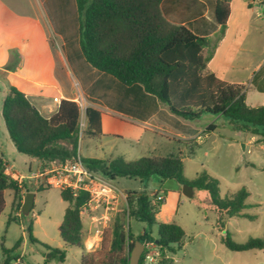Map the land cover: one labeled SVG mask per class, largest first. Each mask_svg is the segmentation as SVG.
I'll list each match as a JSON object with an SVG mask.
<instances>
[{"label": "trees", "instance_id": "1", "mask_svg": "<svg viewBox=\"0 0 264 264\" xmlns=\"http://www.w3.org/2000/svg\"><path fill=\"white\" fill-rule=\"evenodd\" d=\"M162 1L76 0L79 45L85 60L93 68L114 77L124 86L141 85L146 93L155 96L162 105L184 120L193 121L205 114L223 116L235 125L236 130L250 134L257 138L258 144H264V106L247 104L245 86L226 82L208 68L215 44L225 33L232 0H216L215 19L220 29L215 43L211 38L196 35L185 25L168 21L160 9ZM81 111L76 101L63 100L57 112L47 118L15 86L9 87L2 105L5 126L17 151L37 159L42 166L52 161L72 160L79 155ZM103 115L101 109H85L86 136L96 139L103 137ZM216 127L215 124H210L206 132H212ZM175 140L189 145L191 152H195L196 138ZM82 160L90 170L110 180L139 178L143 181L157 176L161 183L173 180L176 183L175 190L178 191H182V186L188 184L195 192L206 191L209 205L219 214L238 218L247 216L243 213L250 206L246 202L250 196L246 187L221 197L219 181L206 172L192 181L184 177V164L180 154L143 157L132 162L122 157L110 160L82 157ZM50 188L36 187L31 180L19 182L12 178L6 173V165L0 159V215L6 206L5 191H13V204L21 210L23 197L27 192ZM60 190L62 199L68 206L59 226V234L65 244L84 251L81 264H130V254L137 240L143 243L146 239L154 240L162 253L183 242L185 231L175 223L159 224L157 237L146 232L133 236L127 219L156 224L157 214L164 201L154 203L155 194L131 190L126 193L125 208L105 228L99 248L87 252L82 235L84 222L81 209L90 196L81 192L73 197L68 189ZM22 217V212L10 216L8 223L20 221ZM33 226L34 222L30 220L25 228L32 242L35 241ZM218 229L223 233L221 243L231 251L264 249V233L260 237H251L238 243L222 222L218 223ZM19 245L18 243L16 247ZM46 247L61 262L65 260V251ZM2 251L3 264H9L15 256L10 255V251L4 246ZM161 258V261L166 259L164 255ZM143 260L144 255L140 264H143Z\"/></svg>", "mask_w": 264, "mask_h": 264}, {"label": "crops", "instance_id": "2", "mask_svg": "<svg viewBox=\"0 0 264 264\" xmlns=\"http://www.w3.org/2000/svg\"><path fill=\"white\" fill-rule=\"evenodd\" d=\"M215 5L216 0H163L160 9L171 23L185 25L196 35L211 38L215 43L220 29L215 19ZM257 34L261 38L259 44ZM262 35L264 0H232L225 33L216 42L208 63V68L220 79L245 86L246 101L250 106H264ZM10 86L21 90L47 118L57 112L63 100H73L84 110L81 111V121L83 117L86 121L87 107L104 112L103 133L108 120L113 119L146 131L169 132L174 140L196 138L197 143L202 140L201 128H193L190 123L200 118L187 121L176 116L155 96L146 93L141 85L124 86L85 60L79 45L76 0H0V159L6 165L8 175L11 170L5 149L11 153L17 150L2 116L3 100ZM56 97L59 102L54 101ZM222 117L216 116L210 124L216 125ZM178 129L196 131L198 136L176 137L174 135H180ZM38 163L40 167V161ZM100 177L113 188L116 196L112 200L114 210L110 225L120 197L126 205L123 191L131 190L119 191L113 185L115 180ZM159 190L162 192L161 188ZM92 204L96 206L95 202ZM104 205L102 201L97 208L86 213L89 242L93 241L99 225L92 218L98 215L97 211L99 216L104 214Z\"/></svg>", "mask_w": 264, "mask_h": 264}, {"label": "rangeland", "instance_id": "3", "mask_svg": "<svg viewBox=\"0 0 264 264\" xmlns=\"http://www.w3.org/2000/svg\"><path fill=\"white\" fill-rule=\"evenodd\" d=\"M262 36L264 39V35ZM260 39V34H257V44L260 43ZM215 118V115L205 114L199 120L190 122L193 128L202 130L200 134L202 140L195 144L197 146L192 153L189 145L176 142L169 132L146 131L113 119L108 120L107 129L104 130L101 139L90 138L85 134L86 121L84 122L83 117L84 125L79 141V152L83 158L110 160L118 156L132 162L143 157L180 154L184 164L183 175L189 181L206 172L219 181L221 197L231 195L242 187H246L250 192L246 201L250 206L243 210L247 216L238 218L221 215L212 209L206 191L199 190L192 198L185 197L182 191L175 190L176 183L173 180H164L161 183L157 176H152L149 180L143 181L139 178H117L113 181V185L119 191L140 190L151 195L161 194L165 198L157 214L156 224L149 225L134 218L127 219L133 236L146 232L157 237L158 226L163 223H175L185 231L183 242L162 253L166 259L159 261L158 264H264V249L231 251L221 243L223 233L218 229V223L222 222L232 234L233 240L238 243L263 235L264 144H258L256 137L236 130L235 125L226 117L216 122L217 127L214 131L206 132V127ZM177 132L180 135H174L176 137L198 136L196 131L191 130L178 129ZM5 150L10 170L17 176L28 175L29 167L31 173L38 171L39 163L36 159L17 150L13 153L8 148ZM127 192L123 191L124 194ZM34 193L36 195L30 216L23 215L20 221L8 223L9 217L21 214V210L13 204V191H5L6 206L0 215V264L4 261L2 246L9 250L12 256L22 252L27 264H81L84 251L65 244L59 234V226L63 222L68 206L62 199L61 190L52 187ZM124 208V200L120 197L119 207L114 216ZM96 214L99 216L100 213L97 211ZM81 216L84 222L82 235L86 251L90 252L99 248L101 242L98 246L96 244L90 248L86 214ZM30 220L34 222V242L29 240L25 231ZM18 243L20 245L16 247ZM46 245L65 251V260L61 262L57 255H52V251Z\"/></svg>", "mask_w": 264, "mask_h": 264}, {"label": "built area", "instance_id": "4", "mask_svg": "<svg viewBox=\"0 0 264 264\" xmlns=\"http://www.w3.org/2000/svg\"><path fill=\"white\" fill-rule=\"evenodd\" d=\"M55 102H59V98H54ZM84 125L81 121V129ZM10 176L19 182L23 180H31L36 187L51 186L59 189H68L73 197L78 196L81 192L89 194V201L82 207L81 214H86L93 208H97L99 204L105 202V212L99 217H93L92 219L98 222V227L95 229L93 241L90 248L99 243L102 240L104 230L108 227L111 221V212L114 210L112 206V200L116 199L114 190L106 182H104L100 175L90 170L83 162L81 155H78L75 159L65 162L52 161L45 166H40L35 173H29L28 175L17 176L13 172ZM163 195L158 194L153 199L154 203L164 201ZM95 202L96 206H93ZM144 260L143 264H158L162 260V250L160 246L152 239H146L144 242ZM9 264H27L24 260L23 253L20 252Z\"/></svg>", "mask_w": 264, "mask_h": 264}, {"label": "water", "instance_id": "5", "mask_svg": "<svg viewBox=\"0 0 264 264\" xmlns=\"http://www.w3.org/2000/svg\"><path fill=\"white\" fill-rule=\"evenodd\" d=\"M244 145H243V149H244ZM182 194L187 197V198H192L195 194V190L193 189L192 186L188 185V184H184L182 186ZM34 199H35V193L34 192H27L23 203H22V207H21V212L24 216H29L31 209L33 207L34 204ZM144 251V243L137 240L135 242V246L131 251L130 254V264H140V260L142 257Z\"/></svg>", "mask_w": 264, "mask_h": 264}]
</instances>
